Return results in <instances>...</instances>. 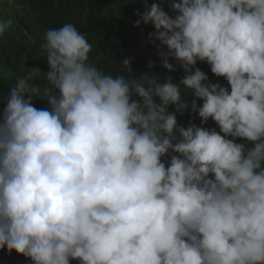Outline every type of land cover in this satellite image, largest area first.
Segmentation results:
<instances>
[{
	"label": "clouds",
	"instance_id": "obj_1",
	"mask_svg": "<svg viewBox=\"0 0 264 264\" xmlns=\"http://www.w3.org/2000/svg\"><path fill=\"white\" fill-rule=\"evenodd\" d=\"M143 7L135 24L154 25L150 37L186 73L179 84L105 74L66 23L38 48L58 90L50 110L25 94L39 68L9 91L0 250L33 264H264V0H180L175 16L159 3ZM13 24L0 17V38ZM121 63L133 70L130 59ZM181 86L219 131L178 124L168 108L188 107ZM170 152L178 155L166 166Z\"/></svg>",
	"mask_w": 264,
	"mask_h": 264
},
{
	"label": "trees",
	"instance_id": "obj_2",
	"mask_svg": "<svg viewBox=\"0 0 264 264\" xmlns=\"http://www.w3.org/2000/svg\"><path fill=\"white\" fill-rule=\"evenodd\" d=\"M180 0H147V3H159L170 15L175 16L173 5ZM145 0H0V17H11L13 28L0 38V122L3 120V111L9 91L17 84L20 77L30 74L31 69L39 68L38 77L29 81L30 87L25 89L26 96L33 98V106L37 109L49 108V100L58 90L45 77L51 70L47 54L40 55L38 48L44 42L48 29L59 28L66 23H72L92 45L89 54V63L95 64L105 74L113 77L123 74L128 79L139 78L143 73H150L153 79L161 83L171 82L179 84L186 75L177 61L172 57H165L166 46L159 39L150 37L156 31L152 23L137 26L136 20L145 11ZM32 37L29 40L24 32ZM130 59L133 70L129 72L122 65L124 59ZM167 59L173 64V69L164 66ZM151 64V66H150ZM195 67L204 71L209 79L222 86L230 85L224 77H217L211 72L207 62H197ZM194 70V69H193ZM182 99L187 101L188 107L177 110L175 105L168 108L178 118V124L188 127L191 123L206 128L219 127L211 118L203 124L198 112L191 108L194 97L183 90ZM133 99H139L133 96ZM159 102V98H156ZM202 105L203 101L198 100ZM230 138V137H229ZM241 138H236V142ZM170 152L162 157L166 166L170 163ZM211 175V174H210ZM0 264H33L29 257L17 253L15 250L8 253L7 248L0 250ZM70 264H80L79 260H71Z\"/></svg>",
	"mask_w": 264,
	"mask_h": 264
}]
</instances>
